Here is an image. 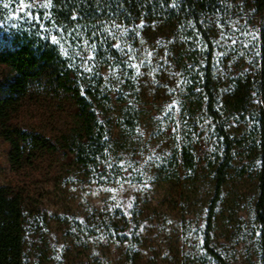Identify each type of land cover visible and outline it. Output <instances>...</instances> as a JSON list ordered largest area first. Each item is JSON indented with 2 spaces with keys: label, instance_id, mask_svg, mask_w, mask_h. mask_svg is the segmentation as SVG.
I'll list each match as a JSON object with an SVG mask.
<instances>
[{
  "label": "trees",
  "instance_id": "trees-1",
  "mask_svg": "<svg viewBox=\"0 0 264 264\" xmlns=\"http://www.w3.org/2000/svg\"><path fill=\"white\" fill-rule=\"evenodd\" d=\"M25 1L32 0H0V138L7 144L9 166L18 170L37 155L70 153L72 162L98 183L111 181L127 143V135L114 138L112 128L127 132L137 123L142 93L136 67L151 56L153 76L165 67L176 70L177 78L166 90L180 116L193 126L194 137L198 131L189 117L201 115L209 118L223 143L203 169L187 138L178 140L166 158L175 177L179 169L191 178L208 173L204 247L217 264H226L208 245L230 160L225 118L229 108H243L241 91L253 89L259 99L254 126L260 159L253 215L259 226L258 258L264 264V0L243 2L246 19L256 25L249 51L252 66L243 76L227 69L237 57L225 39L240 13L233 0H45L46 5L34 10L33 24L16 19L18 5ZM33 91H63L76 105L70 125L54 139L12 121ZM114 212L92 204L70 218L63 232L91 249L92 236L105 246L126 245L128 218L119 211L114 219ZM36 220L26 213L21 190L0 184V264H29L35 250L43 256V249L28 244Z\"/></svg>",
  "mask_w": 264,
  "mask_h": 264
},
{
  "label": "rangeland",
  "instance_id": "rangeland-1",
  "mask_svg": "<svg viewBox=\"0 0 264 264\" xmlns=\"http://www.w3.org/2000/svg\"><path fill=\"white\" fill-rule=\"evenodd\" d=\"M233 1L240 13L225 39L232 44L228 51L232 49L237 57L227 69L243 76L252 66L249 51L256 25L253 19H246L243 2L249 0ZM43 5L45 0L19 4L16 19L33 24L34 10ZM84 55L86 58L89 53ZM149 61L151 56L147 61L140 59L136 67L142 93L137 123L127 132L118 126L112 128L114 138L127 135V143L117 161L119 172L111 181L98 183L91 172L86 173L72 162L70 153H44L30 158L20 169H12L7 160V144L0 138V184L21 190L26 213L32 220L37 219L28 244L45 251L44 258L38 250L31 252L29 264H217L207 253L203 240L210 177L201 171L202 175L191 178L181 169L175 177L173 165L166 157L178 140L187 138L203 169L223 143L216 137L209 118L201 115L189 117L198 131L194 137L192 125L180 116L175 98L166 90L177 78L176 70L165 67L158 77L153 76ZM101 71L107 73L103 68ZM167 81L169 86H165ZM239 95L243 108H229L225 118L231 142L230 160L208 245L226 264H260L259 226L253 215L260 161L254 126L259 99L253 89ZM75 111L76 105L66 92L33 91L22 100L12 121L54 139L67 129ZM92 204L115 211L114 219L119 211L126 215V245L112 242L105 246L92 236L91 249L81 238H70L63 232L72 222L70 218L82 215Z\"/></svg>",
  "mask_w": 264,
  "mask_h": 264
}]
</instances>
